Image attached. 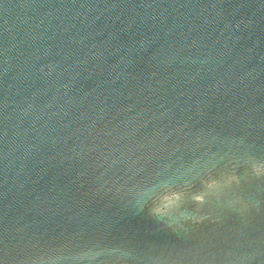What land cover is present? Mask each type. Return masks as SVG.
Returning <instances> with one entry per match:
<instances>
[{
    "label": "water",
    "instance_id": "1",
    "mask_svg": "<svg viewBox=\"0 0 264 264\" xmlns=\"http://www.w3.org/2000/svg\"><path fill=\"white\" fill-rule=\"evenodd\" d=\"M262 152L264 0H0V264L101 230L108 264H264V181L220 187Z\"/></svg>",
    "mask_w": 264,
    "mask_h": 264
},
{
    "label": "snow or ice",
    "instance_id": "2",
    "mask_svg": "<svg viewBox=\"0 0 264 264\" xmlns=\"http://www.w3.org/2000/svg\"><path fill=\"white\" fill-rule=\"evenodd\" d=\"M241 160L243 162L236 165L237 173L235 175L229 173V175H232V179H229L226 185H220L221 188L227 187L231 189L239 187L246 175H253L264 181V152L258 157L255 155H249L247 159L241 157ZM241 168L246 169V171L241 173L239 171ZM208 179L207 175L203 177L204 181ZM211 188L212 185L207 184V189ZM205 195L211 196L212 193L205 191ZM241 204L242 209L246 210L247 205L243 201ZM130 235H133L130 230L119 237H114L105 230L78 232L70 240L65 238L64 241L46 243L44 245V254L36 259H30L29 262L30 264H74L75 261L91 260L95 264H108V261L113 258L127 260L131 258V251L117 241L123 240ZM231 237H235L237 241L240 239L235 226L231 230L229 238ZM204 243L206 244L207 241ZM4 247L5 238L2 235L0 236V252L4 251ZM193 247L198 251L207 250L200 242H197ZM262 254H264V248H262Z\"/></svg>",
    "mask_w": 264,
    "mask_h": 264
}]
</instances>
